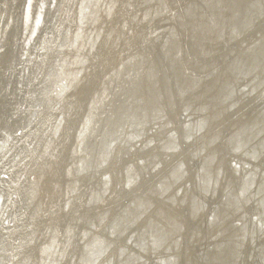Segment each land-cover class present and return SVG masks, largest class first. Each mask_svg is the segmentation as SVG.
Wrapping results in <instances>:
<instances>
[{"label":"clouds","instance_id":"clouds-1","mask_svg":"<svg viewBox=\"0 0 264 264\" xmlns=\"http://www.w3.org/2000/svg\"><path fill=\"white\" fill-rule=\"evenodd\" d=\"M86 2L97 16L114 7V0ZM26 3L33 6V0ZM34 7L39 18L51 21L54 13L61 18L65 3L35 0ZM161 11L170 10L163 5ZM178 13L173 15L193 40L210 87L189 100L177 89L183 116L178 114L174 123H166V117L151 121L177 154L155 158L164 150L156 128L143 148L136 144L140 136L78 141L71 157H65L69 175L95 170L97 177L118 185L123 199L113 213H123L119 226L103 215L83 234L78 229L65 232L55 221L26 222L23 216L8 220L0 196V264H65L66 259L71 264H264V0H200ZM61 31L59 24L45 22V52L59 47L56 34ZM121 62L126 61L93 64L82 81L89 85L87 93H74L67 100L62 93L78 76L65 75V65L57 62L39 85L36 111H63L66 104L73 139L81 121H96L100 128L117 117L130 119V113L141 110V101L132 74L116 69ZM193 116L204 124L196 139ZM148 126L145 117L141 127ZM115 144L128 150L110 164ZM153 144L152 152L144 154ZM130 170L137 180L134 186L126 183ZM8 198L11 204L17 197L10 193ZM181 219L203 223L186 233ZM101 236L103 252L96 255L94 241L100 242Z\"/></svg>","mask_w":264,"mask_h":264},{"label":"bare ground","instance_id":"bare-ground-1","mask_svg":"<svg viewBox=\"0 0 264 264\" xmlns=\"http://www.w3.org/2000/svg\"><path fill=\"white\" fill-rule=\"evenodd\" d=\"M136 1L114 0L110 11L92 18L95 12L86 0H58V4L65 3L61 18L57 19L54 13L51 21H46V16L39 18L35 0L31 7L26 0H0V196L8 220L23 216L26 222L55 221L65 232L78 229L83 234L88 231L87 225L103 215L119 226L123 213H113L123 199L118 185L105 182L103 175L97 177L95 170L69 175L71 165L65 157H71L80 140L87 144L90 140L95 143L101 136H123L125 140L140 136L136 144L143 148L156 128L164 150L155 153V158L177 154L164 131L151 121L166 117V123H174L178 114L183 116L177 89H183L184 99L189 100L210 87V81L204 78L202 58L177 19L178 9L199 4L200 0H163L168 12L161 11V0H138V13ZM45 22L62 28L56 34L60 45L50 52L43 47ZM180 49L183 51L178 56ZM114 60L126 61L117 63L116 69L132 74L133 90L141 101V110L130 113V119L117 117L100 128L95 127L96 121H81L73 139L67 130L66 104L63 111H36L39 85L57 62L65 65V75L78 76L72 87L62 93L67 100L74 93H87L89 85L82 81L93 64H110ZM41 72L44 76H40ZM145 117L149 124L146 129L141 127ZM192 125L196 139L195 133L204 124L193 116ZM142 131L146 135L141 136ZM155 147L153 144L152 148H144V154ZM126 150V146L115 144L109 163ZM126 183H137L131 170ZM10 193L17 197L11 204ZM103 208L109 211L101 213ZM178 222L185 224L186 233L196 231L203 223L198 219ZM103 240L101 236L100 242L94 241V254H102ZM65 264L71 262L66 259Z\"/></svg>","mask_w":264,"mask_h":264},{"label":"rangeland","instance_id":"rangeland-1","mask_svg":"<svg viewBox=\"0 0 264 264\" xmlns=\"http://www.w3.org/2000/svg\"><path fill=\"white\" fill-rule=\"evenodd\" d=\"M136 12L138 13L140 10H141V5H140V2L137 0L136 1ZM94 16H95V13L92 15V18H94ZM83 41H84V43H85V37H84V39H83Z\"/></svg>","mask_w":264,"mask_h":264}]
</instances>
